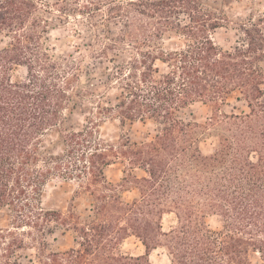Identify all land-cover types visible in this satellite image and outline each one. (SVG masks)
I'll use <instances>...</instances> for the list:
<instances>
[{"label": "trees", "instance_id": "1", "mask_svg": "<svg viewBox=\"0 0 264 264\" xmlns=\"http://www.w3.org/2000/svg\"><path fill=\"white\" fill-rule=\"evenodd\" d=\"M53 10L94 32L88 53L108 60L114 104L82 85L84 55L57 52ZM230 27L237 39L224 46L215 33ZM168 33L183 44L165 47ZM0 35V211L10 210L0 264H24L28 249L36 259L27 264L264 263V11L234 24L207 0H0ZM232 96L247 109L225 110ZM75 97L93 104L86 122L63 133L60 151L42 152ZM196 102L212 106L203 122L183 116ZM111 117L152 120L156 134L110 140L101 128ZM208 138L214 147L205 152ZM117 162L124 175L113 182L105 170ZM53 178L77 184L66 211L43 206ZM130 183L138 195L127 200ZM171 213L176 222L165 229ZM59 230L71 231L74 245L51 250ZM132 236L143 253L122 251ZM157 250L167 263L151 259Z\"/></svg>", "mask_w": 264, "mask_h": 264}, {"label": "rangeland", "instance_id": "2", "mask_svg": "<svg viewBox=\"0 0 264 264\" xmlns=\"http://www.w3.org/2000/svg\"><path fill=\"white\" fill-rule=\"evenodd\" d=\"M41 4L52 5L56 0H37ZM212 5L221 8L225 11L228 17L234 24L247 21L252 14H257L264 11V0H207ZM53 23L51 26V42L56 46L59 53H74L76 56L84 55L82 58V77L81 83L84 87L90 89L96 94H100L104 104L111 105L116 102L118 90L107 85L106 69L108 60L104 58H95L88 53L89 44L95 43L94 32L87 29L86 24L82 23L81 18L71 17L63 18L56 11L51 13L46 12ZM112 30L116 31L117 26L112 25ZM216 40L224 46H230L237 39V31L230 28L218 29L215 33ZM7 38L0 35V48L6 45ZM184 42L182 37L174 33H168L165 36L164 45L168 48H175L182 45ZM125 58L124 55L118 57ZM88 71V72H87ZM15 78H22L26 75L24 67H18L15 70ZM93 100V99H92ZM92 102L89 100H79L74 98L69 107L64 112V118L59 126L52 129L43 137L41 151L46 153L49 151H60L63 146V133L66 130L80 129L86 122V117L92 108ZM227 111L247 109L245 102L238 101L235 96L230 97L229 102L224 106ZM212 114V106L202 102H196L185 109L183 116L188 120L203 122ZM103 135L110 140H117L120 135L124 134L136 142H142L152 139L156 134V124L152 120H126L121 122L118 118H107L102 125ZM201 147L205 152L211 151L214 147V139L208 138L201 143ZM125 169L121 162L110 165L105 172L109 180L120 182ZM136 175H143L144 172L139 169H133ZM74 181H64L61 178L51 179L43 190L42 202L43 206L51 209H59L66 211L73 191L76 187ZM129 189L125 190L124 197L127 200H132L138 195L137 189L133 183L129 184ZM88 204L83 197H78L75 201L77 208L85 212L84 207ZM176 222L175 215L165 214L163 217V227L168 229L170 225ZM209 222L215 224L216 217H209ZM10 223V210L4 208L0 211V228L7 226ZM56 235L58 240L51 242L49 248L51 250H65L74 245L73 234L71 231L59 230ZM144 245L135 236L129 237L122 246V251L133 254L143 253ZM21 262L24 264L30 263V259H36V253L32 249L23 251ZM151 259L155 262L167 263L168 259L160 250L154 251ZM257 264H264L258 261Z\"/></svg>", "mask_w": 264, "mask_h": 264}]
</instances>
